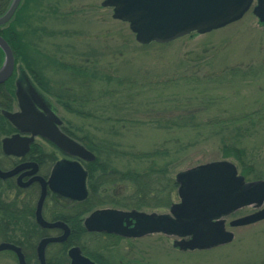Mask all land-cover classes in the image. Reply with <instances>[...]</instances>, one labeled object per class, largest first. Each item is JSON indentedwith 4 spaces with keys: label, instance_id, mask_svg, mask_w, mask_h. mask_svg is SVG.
I'll list each match as a JSON object with an SVG mask.
<instances>
[{
    "label": "rangeland",
    "instance_id": "1",
    "mask_svg": "<svg viewBox=\"0 0 264 264\" xmlns=\"http://www.w3.org/2000/svg\"><path fill=\"white\" fill-rule=\"evenodd\" d=\"M103 1L42 0L39 8L24 11L35 13L33 27H46H39L41 39L34 51L41 54L40 63L31 67L58 80L57 92L78 96L73 107L86 113L83 117L61 108L77 136L106 139L120 152L163 148L164 158L174 160V178L180 171L224 159L241 172L238 158L224 155L222 147L227 144L245 150L248 179H264V24L253 7L239 20L211 32L192 31L168 43L146 46ZM46 6L55 16L39 21L36 16H42ZM60 62L73 67L85 63L89 68L93 62L91 70L100 69L110 78L89 74L93 81L85 95L79 88L82 79L77 82L80 78ZM231 70L237 71L232 72L233 80H224L232 77ZM85 96L86 101L80 102ZM190 115L194 127L162 126ZM114 158L121 169L134 164L127 155ZM177 190L172 203L179 201ZM145 210L167 212L169 206ZM249 210L245 207L235 215ZM234 230L233 241L209 251L177 249L173 236L158 232L139 240V253L127 251L132 243L127 239L102 252L111 257L119 253L125 261L139 264H250L264 255V220ZM87 237L94 249V239ZM0 264L18 260L3 250Z\"/></svg>",
    "mask_w": 264,
    "mask_h": 264
},
{
    "label": "water",
    "instance_id": "2",
    "mask_svg": "<svg viewBox=\"0 0 264 264\" xmlns=\"http://www.w3.org/2000/svg\"><path fill=\"white\" fill-rule=\"evenodd\" d=\"M22 0H11L6 12L0 16V25L9 22ZM253 0H104L105 6L113 7V17L129 23L136 38L143 44L152 41L165 43L197 31L206 33L224 27L239 20L248 11ZM255 14L264 22V0H258ZM0 48L4 52V61L0 67V83L13 72L15 57L9 43L0 35ZM18 93V92H17ZM21 113L10 115V119L21 129L31 130L33 134H42L58 145L69 155L93 161L95 154L83 144L68 137L59 129L44 130L37 122L29 123L28 109L18 93ZM34 111V110H33ZM35 112V111H34ZM27 120V121H26ZM38 126V127H37ZM16 136L4 139V148ZM28 145V144H27ZM14 171L2 172V177ZM87 171L79 160L58 161L45 180L37 177L43 184L36 210L38 222L43 226H58L64 229L57 237L42 238L37 246L40 264H47L46 247L51 242H63L70 229L63 221L48 223L42 218V205L46 196L47 185L54 191L72 199H84L87 194ZM179 183L180 201L170 207L169 213L146 212L137 209L122 210L112 207L97 209L86 219L85 226L90 231L116 232L123 235H142L152 232H164L178 236L191 235L189 239L176 241L182 249L206 248L232 239L233 233L225 230L220 218L230 211L246 204L264 203V179L245 181L237 166L229 160H218L199 164L176 174ZM264 218V208L257 212L234 219V226L247 225ZM16 253L19 264H27L21 248L10 242H1V250ZM71 264H96L82 253L80 246L69 248Z\"/></svg>",
    "mask_w": 264,
    "mask_h": 264
},
{
    "label": "trees",
    "instance_id": "3",
    "mask_svg": "<svg viewBox=\"0 0 264 264\" xmlns=\"http://www.w3.org/2000/svg\"><path fill=\"white\" fill-rule=\"evenodd\" d=\"M10 2L11 0H0V15L4 14ZM41 3L42 0H22L13 18L8 23L0 26V35L11 46L16 61L20 62L30 71L35 70L31 67L32 63H40L38 56L41 57V54L34 51H36L38 46L36 44H39V40L41 39V35L39 34V27L41 26L33 27V25H31V19L33 17L35 18V13H25L24 11L28 8L29 10L37 9L40 7ZM50 10L49 6H46L41 10L43 12L42 16L38 15L36 17H40L39 21L47 22V19L50 17L54 18L55 16L52 15L55 12L52 13ZM55 18L59 19V15H56ZM23 23L26 24V28L23 27ZM44 27L45 26L41 27V29H44ZM148 45L149 44H146V46ZM3 59L4 54L0 49V66L3 63ZM60 64L68 69L69 72L72 73V76L80 78L77 82L82 79L79 88L84 89L85 95L89 90L90 81H93H89V74H91L93 78L99 75L108 77L105 73L99 72L100 69L91 70L94 69L96 65H94L93 62L92 65H90L91 68L85 63L81 64V66L76 65V67L70 64H68V66L63 65V62H60ZM232 72L236 73L237 71L231 70L228 74L231 75ZM214 77L215 76H212L211 80ZM233 77L234 75L232 74L230 79L226 77H224L226 79H223L231 81ZM193 80L196 81L197 78H193ZM58 97H60V102L67 110L82 115L83 117L86 116L84 111L73 107L74 103H78V96L74 98L70 93H65L64 95L59 92ZM86 97L88 96H85V100L79 101H86ZM192 119L195 118L190 115L185 119L167 120L162 126H164V128H179L193 125L194 127L197 124L193 122ZM71 128L73 127L71 126ZM71 134L96 155L94 161L85 163L88 170V187L90 193L88 198L79 205V207L82 208L81 212L105 204L137 209H159L170 206L178 183L171 172L174 160H167L164 158L167 151L163 148H155L142 152H120L121 150L119 149H112L113 143L106 139H91L88 138L87 134H84L83 137H78L75 131ZM222 149L226 157L228 155H235L238 158L243 165L242 167L239 164L241 172L247 177V164L244 163L245 150L227 144H225ZM117 154L120 156H129V159H131L134 164L124 169L119 168L114 164V155ZM32 208L33 206L27 203L19 205L13 202L3 205V202L0 200L1 216L2 218L6 216L8 220V223H5L3 219L0 220V231L4 234H12L11 236L0 237V240H6L20 245L25 254L27 264H39L36 256V246L39 237L36 236V231L31 230L32 221L30 220V210H32ZM57 216L69 222L72 232L66 241L49 245L50 249L55 247L56 251L50 255L48 253L50 249L47 250L48 264H70L67 250L73 245H79L85 254L91 255L95 259V254H100L102 252L101 249L107 246L103 241L101 242L100 239L93 240V245H95L94 249L89 246L87 237L89 233H87L86 228L82 224L80 210L71 215L66 213L62 207Z\"/></svg>",
    "mask_w": 264,
    "mask_h": 264
},
{
    "label": "flooded vegetation",
    "instance_id": "4",
    "mask_svg": "<svg viewBox=\"0 0 264 264\" xmlns=\"http://www.w3.org/2000/svg\"><path fill=\"white\" fill-rule=\"evenodd\" d=\"M254 6V3H253ZM1 49V48H0ZM2 50V49H1ZM3 52V50H2ZM4 54V52H3ZM59 82L58 80H50L46 76L43 75L40 71L36 70H28L21 63L17 62L15 59V67L12 74L3 82L0 83V170L2 172H10L14 171L13 174L2 177L0 175V200L3 202V205L6 203H17L22 205L23 203H27L28 205H32L33 208L30 210V220L32 221L31 230L36 231V236L39 237L38 243L42 238L46 237H57L63 234L64 229L62 227L54 226H43L41 225L36 216L37 204L39 198L42 193L43 184L37 177H41L47 180L52 172L54 165L61 160H79L85 170L87 171L86 177V187L88 194L84 199L77 200L72 199L70 197L64 196L57 191L52 190L47 185L46 196L42 205L41 213L42 218L48 223H54L57 221L65 222L69 229L70 234L72 232V228L68 221L58 218L57 214L60 213L62 207L66 213L72 215L80 210V218L83 226H85V219L95 210L112 207L122 210H132L136 208H126L119 207L115 205H98L91 210L81 212L82 208L79 205L88 198L89 196V187H88V170L85 166V163L92 162L77 158L75 156L69 155L63 149H61L58 145L52 142L48 137L42 134H33L31 130L25 129L21 130L11 119L10 115L14 113H21L22 107L20 104V98L18 93L21 94L24 104L28 109V113L30 114V118L34 116V119L24 124H40L41 129L44 130H52L59 129L68 137L81 142L78 140L73 134H71L74 130L70 127L66 117L62 114V109L65 107L60 102V97H58L57 89ZM18 92V93H17ZM35 112H34V111ZM27 121V120H26ZM37 126V127H38ZM13 138L14 140L8 143V148L11 151H8L4 148V139ZM82 143V142H81ZM28 144V145H27ZM94 161V160H93ZM245 181H250L246 177ZM18 197V198H17ZM264 206V203L263 205ZM245 207H249V212L241 213L240 215H235L239 210H243ZM261 207L257 205V203L246 204L242 207L236 208L229 213L221 216L220 218H213L212 221L221 219L223 220L225 230L231 231L233 233L232 239L229 241H233L236 235L235 228L244 227V226H253L258 224L263 219L256 221L254 223H250L247 225H238L234 226L231 222L239 217L257 212ZM170 209V207H169ZM141 210V209H138ZM147 211V210H142ZM170 211V210H169ZM160 212L154 210L157 213H168ZM152 212V211H147ZM8 223L6 216L2 218L0 213V220ZM1 222V221H0ZM88 235L91 236L92 239H100L103 241L105 246L104 250H109V245H117L120 240H130V246L125 247L128 252L134 253L140 251L138 242L141 238L146 237L148 235L156 234L158 232L146 233L142 235L132 236V235H123L116 232H107V231H90L86 228ZM11 232V231H10ZM9 232V233H10ZM164 233V232H161ZM69 234V235H70ZM174 237L173 245L175 248L180 249L175 242L179 239H189L191 235L187 236H178L174 234H167ZM12 235V234H11ZM9 234H4L0 231V237L11 236ZM69 237V236H68ZM67 240V239H66ZM65 240V241H66ZM1 242H10L6 240H0ZM224 242L221 244H217L214 246L200 248L198 250L209 251L214 250L220 245L229 243ZM13 243L19 246L23 252V249L20 245ZM37 243V246H38ZM54 243L61 242H51L46 247V261H47V250L50 249L49 245ZM37 246H36V256H37ZM55 247H52L50 250H54ZM70 248V247H69ZM68 248V250H69ZM103 249V248H102ZM101 249V251H102ZM6 250V249H5ZM67 250V255H68ZM189 250V249H184ZM196 250V249H193ZM3 251V250H1ZM0 251V252H1ZM15 255L16 253L12 250ZM56 249L54 250V252ZM106 251V252H107ZM53 252V253H54ZM24 254V252H23ZM264 254V252L262 253ZM261 254V255H262ZM91 261L96 264H139V263H130L125 261L120 254L115 253L114 257L107 256V253L101 252L100 254H95L96 259L91 255L85 254ZM25 256V254H24ZM17 257V255H16ZM69 257V256H68ZM26 259V257H25ZM18 260V258H17ZM38 260V257H37ZM249 261V260H247ZM19 263V261H18ZM39 263V260H38ZM40 264V263H39ZM48 264V263H47ZM71 264V261H70ZM250 264H264V255L257 260L253 261Z\"/></svg>",
    "mask_w": 264,
    "mask_h": 264
}]
</instances>
